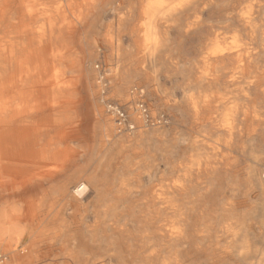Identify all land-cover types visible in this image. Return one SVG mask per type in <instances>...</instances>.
Segmentation results:
<instances>
[{
    "label": "bare ground",
    "instance_id": "6f19581e",
    "mask_svg": "<svg viewBox=\"0 0 264 264\" xmlns=\"http://www.w3.org/2000/svg\"><path fill=\"white\" fill-rule=\"evenodd\" d=\"M217 1L0 0V188L12 202L10 227L0 230V241L6 235L8 246L19 245L25 224L40 227L28 252L12 255L20 264L31 263L26 261L31 256L34 264L51 252L48 243L37 246L51 208L57 205L55 216L63 217L98 181L95 170L80 164L78 149L87 146L89 127L99 120L89 107V92L99 102L101 119L119 114L121 129L119 108H125L134 119L127 131L143 128L142 95L135 86L118 88L121 71L138 61L162 91L167 67L180 63L173 55V31L182 41L204 37L180 96H166V103L184 101L195 142L208 152L189 154L149 186L148 202L134 220L136 241L125 239L129 223L113 222L116 249L108 247L99 257L82 255L76 246L64 252L75 264H264V205L249 206L248 213L234 188L218 200L214 184L233 166L236 135L251 136L261 117L246 100L252 88L264 97V0L227 2L222 20H206ZM126 40L133 43L128 50ZM105 47L108 60L90 59ZM105 132L100 146L113 136L111 128ZM254 176L264 200V177ZM127 186L121 183L119 195L129 192ZM52 192L58 197L38 203ZM13 203L22 210L16 212Z\"/></svg>",
    "mask_w": 264,
    "mask_h": 264
},
{
    "label": "rangeland",
    "instance_id": "374dc122",
    "mask_svg": "<svg viewBox=\"0 0 264 264\" xmlns=\"http://www.w3.org/2000/svg\"><path fill=\"white\" fill-rule=\"evenodd\" d=\"M231 1L234 0H218L217 5L208 11L206 20L213 22L222 20L223 5ZM171 34L173 55L180 63L177 66L167 67L165 77L160 79L162 91L156 89L154 78L140 69V62L126 63L125 68H122L118 88L124 90L128 85L135 86L138 96L142 95L139 103L146 109V124L136 133H130L126 129L128 124L134 123V119L125 108H119L124 119L121 129L116 128L121 126L118 124V117L121 115L112 114L104 120L101 119L97 110L99 102L89 92V107L93 108L99 120L89 127L92 136L87 146L78 149L82 150L80 164L88 171L95 170L98 181L79 203L64 212L63 217L55 216L58 210L57 205L51 208L50 215L46 219V233L44 236L37 237V246L45 247L48 243L51 252L43 259L35 261L34 264H66L65 261H68V264H75L72 257L64 252L65 249L71 250L74 246L82 255L102 256L107 253L108 247L114 250L116 246L117 234L113 230L115 224L129 223L130 228L125 234V239L136 241L134 220L139 207L148 202L149 186L159 179L166 178L172 167L186 159L189 154L208 152L203 149L200 142H195L196 129L193 127L184 101L166 103V96H180L181 89L186 84L187 70L193 63L204 37L188 38L182 41L179 32L173 31ZM132 44V41L126 40L125 50H128ZM103 52L98 56L91 54L90 59L96 63L108 60L110 49L105 47ZM85 53L88 55L87 51ZM87 71L89 72V67ZM249 91V98L246 101L260 110V120L255 124L254 135L249 137L242 136V133L236 135L232 147L233 166L227 171L228 173L221 175L218 183L214 182V184L219 191L217 199L229 193L232 187L234 197L239 201H246V212L251 213L253 207L260 203L264 205V200L254 188L256 177L254 173H261L264 177V97L256 88ZM109 93H111L110 90ZM112 103L115 104V102ZM247 124L248 122L244 120L240 126L245 128ZM32 125L33 122L30 120L26 122L27 127ZM110 128L113 130V136L100 146V137L105 135L106 129ZM213 133L215 136L219 135L217 131ZM72 145L77 146V143ZM121 183L128 185L129 192L124 195H119L118 192ZM57 197V193L52 192L51 195L39 198L38 203ZM13 207L16 212H20L23 205L13 203ZM39 209H43V206L39 205ZM61 222L63 226L61 225V228L57 230ZM25 225L28 232L26 231L19 245L0 247V261H2L0 264H20L12 255L28 252L27 249L40 227L34 229L30 223ZM91 225H94L93 229H90ZM138 249L135 247L133 250ZM35 258L31 256L26 258V261L31 262L28 264H33ZM130 264H135V261H131Z\"/></svg>",
    "mask_w": 264,
    "mask_h": 264
},
{
    "label": "crops",
    "instance_id": "0c3cea01",
    "mask_svg": "<svg viewBox=\"0 0 264 264\" xmlns=\"http://www.w3.org/2000/svg\"><path fill=\"white\" fill-rule=\"evenodd\" d=\"M11 209L12 202L9 192L6 189L0 188V230H6L10 227L9 214L11 212ZM7 237L8 236L4 235V240L0 243V247L3 248L7 246Z\"/></svg>",
    "mask_w": 264,
    "mask_h": 264
}]
</instances>
